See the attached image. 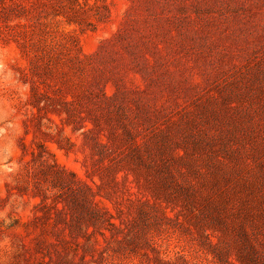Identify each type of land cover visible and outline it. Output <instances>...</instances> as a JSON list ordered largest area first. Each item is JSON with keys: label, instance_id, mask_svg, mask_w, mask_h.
Returning a JSON list of instances; mask_svg holds the SVG:
<instances>
[{"label": "rangeland", "instance_id": "1", "mask_svg": "<svg viewBox=\"0 0 264 264\" xmlns=\"http://www.w3.org/2000/svg\"><path fill=\"white\" fill-rule=\"evenodd\" d=\"M0 264H264V0H0Z\"/></svg>", "mask_w": 264, "mask_h": 264}]
</instances>
